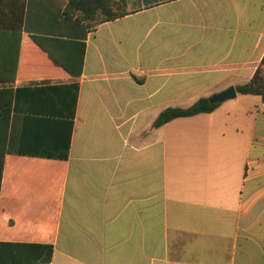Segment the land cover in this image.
<instances>
[{
    "label": "crops",
    "instance_id": "1",
    "mask_svg": "<svg viewBox=\"0 0 264 264\" xmlns=\"http://www.w3.org/2000/svg\"><path fill=\"white\" fill-rule=\"evenodd\" d=\"M8 3L0 264H264L261 97L154 127L250 82L264 0H113L126 15L91 29L64 14L68 0H26L19 55ZM32 35L84 43L81 75Z\"/></svg>",
    "mask_w": 264,
    "mask_h": 264
},
{
    "label": "trees",
    "instance_id": "2",
    "mask_svg": "<svg viewBox=\"0 0 264 264\" xmlns=\"http://www.w3.org/2000/svg\"><path fill=\"white\" fill-rule=\"evenodd\" d=\"M9 7V15L3 19V27L9 28L12 20V31L18 32V55L20 53V31L24 23L26 0H7ZM124 1V0H120ZM112 0H68L65 15H76V23H85L88 27L94 28L101 22L115 20L123 17L124 12H116L112 9ZM30 38L45 53L48 54L51 61L58 67L63 68L74 78L81 75L83 71L85 44L82 42L63 40L58 38H50L45 36L32 35ZM16 63L14 64V66ZM14 68V67H13ZM13 69V71H15ZM15 73V72H13ZM15 74L0 76L2 81H14ZM238 95H252L261 97V105L264 109V56L258 66L255 74L250 82L236 87ZM15 92L11 86L0 88V185L3 171V159L5 152L9 148V130H10V112L14 101ZM219 106L218 103H211L210 99L203 98L196 102L193 106L182 108H169L163 111L154 122V127H161L175 119L189 118L200 114L211 113ZM8 260L9 252L0 251V258ZM32 261H26L22 264H30Z\"/></svg>",
    "mask_w": 264,
    "mask_h": 264
},
{
    "label": "water",
    "instance_id": "3",
    "mask_svg": "<svg viewBox=\"0 0 264 264\" xmlns=\"http://www.w3.org/2000/svg\"><path fill=\"white\" fill-rule=\"evenodd\" d=\"M236 97H237V91L233 86H231L228 89L224 90L223 92H220V93L216 94L215 96H213L210 99V102L222 104V103H225L227 101L233 100Z\"/></svg>",
    "mask_w": 264,
    "mask_h": 264
},
{
    "label": "rangeland",
    "instance_id": "4",
    "mask_svg": "<svg viewBox=\"0 0 264 264\" xmlns=\"http://www.w3.org/2000/svg\"><path fill=\"white\" fill-rule=\"evenodd\" d=\"M112 1H113V0H112ZM112 9H113L114 11L118 12L117 10H115V9L113 8V4H112Z\"/></svg>",
    "mask_w": 264,
    "mask_h": 264
}]
</instances>
